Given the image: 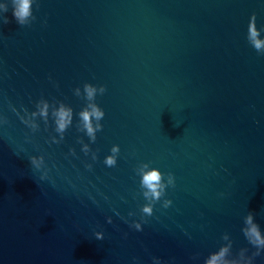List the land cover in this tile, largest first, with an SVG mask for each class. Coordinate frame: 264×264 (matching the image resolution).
<instances>
[{
    "label": "water",
    "instance_id": "water-1",
    "mask_svg": "<svg viewBox=\"0 0 264 264\" xmlns=\"http://www.w3.org/2000/svg\"><path fill=\"white\" fill-rule=\"evenodd\" d=\"M0 4V264H264L242 231L264 234V0Z\"/></svg>",
    "mask_w": 264,
    "mask_h": 264
},
{
    "label": "clouds",
    "instance_id": "clouds-1",
    "mask_svg": "<svg viewBox=\"0 0 264 264\" xmlns=\"http://www.w3.org/2000/svg\"><path fill=\"white\" fill-rule=\"evenodd\" d=\"M32 5L33 0H12V16L16 20V22L19 25H26L31 22V20H34L35 17L32 14ZM0 9H3V12L6 13L8 11V8L4 4H0ZM3 23L7 24L9 23V20L7 16L2 17ZM248 34L249 38L252 40L254 48L259 51L262 47H264V41H261L258 39L259 36V30L256 28L255 24L250 20L248 25ZM100 93L103 94L105 92V88L103 86L99 87ZM84 91L88 98H92L96 94V86L92 84L86 83L84 85ZM42 114H46L43 113ZM79 119L83 123L87 134L95 140V131L101 130L102 126L97 123L95 125V128L92 126V120L95 119L96 121H101V119L104 117V111L93 105L91 108H85L83 109L79 114ZM56 123L57 128L60 131H63L68 124L71 123V112L70 110H65L62 107L57 110L56 113ZM119 151V148L117 146H114L112 148L113 153H117ZM32 164H35V158L32 159ZM104 163L109 166H115L116 165V159L114 156H108ZM170 177H174L172 173L168 174ZM162 181V174L161 172L156 169L152 168L148 171H145L142 174L141 179V185L144 187L147 191L145 195L148 193H151L153 198L159 199L160 197V189L162 187L161 184ZM171 182V181H170ZM252 214L249 213L246 223L250 224L251 226L247 229H242L246 239L248 242L253 245L257 251L253 253V256L259 255L260 251L264 249V234H262L260 226L257 224H252ZM137 230H140V226L136 225ZM96 239L101 240L103 239V236L99 233L96 234ZM246 250H242L241 254H243ZM228 251L225 248H221L218 252H213L209 254V258L205 261V264H218V261L221 259V257L227 258ZM246 264H252V257H247Z\"/></svg>",
    "mask_w": 264,
    "mask_h": 264
}]
</instances>
